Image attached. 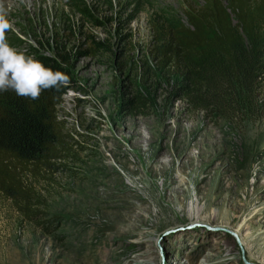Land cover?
I'll return each mask as SVG.
<instances>
[{
	"label": "rangeland",
	"instance_id": "rangeland-1",
	"mask_svg": "<svg viewBox=\"0 0 264 264\" xmlns=\"http://www.w3.org/2000/svg\"><path fill=\"white\" fill-rule=\"evenodd\" d=\"M203 0H0L13 47L65 56V158L24 174L40 226L0 190L22 264H264V105L192 110L152 72V17ZM147 58V59H146ZM138 96L142 105L130 101Z\"/></svg>",
	"mask_w": 264,
	"mask_h": 264
},
{
	"label": "trees",
	"instance_id": "trees-1",
	"mask_svg": "<svg viewBox=\"0 0 264 264\" xmlns=\"http://www.w3.org/2000/svg\"><path fill=\"white\" fill-rule=\"evenodd\" d=\"M198 4V3H197ZM182 17H152L148 56L152 72L168 78L171 93L192 110L219 118L254 115L264 105V0H203ZM35 58L71 79L65 56L36 52ZM147 59V58H146ZM66 93L46 89L33 100L0 92V190L28 220L46 226L34 188L23 175L53 168L65 158L58 105ZM134 107L142 98L134 96Z\"/></svg>",
	"mask_w": 264,
	"mask_h": 264
},
{
	"label": "clouds",
	"instance_id": "clouds-1",
	"mask_svg": "<svg viewBox=\"0 0 264 264\" xmlns=\"http://www.w3.org/2000/svg\"><path fill=\"white\" fill-rule=\"evenodd\" d=\"M8 16V9L0 3V92L11 89L18 96L35 100L43 90L66 87L69 77L64 72L9 44L6 33L14 27Z\"/></svg>",
	"mask_w": 264,
	"mask_h": 264
},
{
	"label": "bare ground",
	"instance_id": "bare-ground-1",
	"mask_svg": "<svg viewBox=\"0 0 264 264\" xmlns=\"http://www.w3.org/2000/svg\"><path fill=\"white\" fill-rule=\"evenodd\" d=\"M16 252L13 250L0 249V264H22L18 260H14Z\"/></svg>",
	"mask_w": 264,
	"mask_h": 264
}]
</instances>
